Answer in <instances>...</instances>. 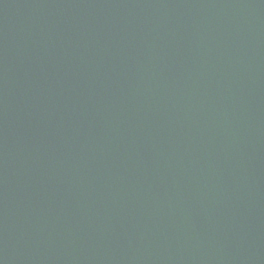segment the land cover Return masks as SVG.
<instances>
[{
	"label": "water",
	"instance_id": "water-1",
	"mask_svg": "<svg viewBox=\"0 0 264 264\" xmlns=\"http://www.w3.org/2000/svg\"><path fill=\"white\" fill-rule=\"evenodd\" d=\"M0 264H264V0H0Z\"/></svg>",
	"mask_w": 264,
	"mask_h": 264
}]
</instances>
